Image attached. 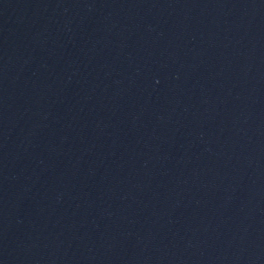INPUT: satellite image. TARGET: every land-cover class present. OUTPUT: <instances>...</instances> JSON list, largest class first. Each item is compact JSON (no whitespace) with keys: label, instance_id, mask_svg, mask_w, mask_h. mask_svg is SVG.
<instances>
[{"label":"water","instance_id":"1","mask_svg":"<svg viewBox=\"0 0 264 264\" xmlns=\"http://www.w3.org/2000/svg\"><path fill=\"white\" fill-rule=\"evenodd\" d=\"M0 264H264V0H0Z\"/></svg>","mask_w":264,"mask_h":264}]
</instances>
